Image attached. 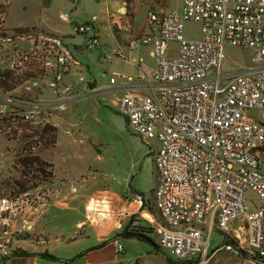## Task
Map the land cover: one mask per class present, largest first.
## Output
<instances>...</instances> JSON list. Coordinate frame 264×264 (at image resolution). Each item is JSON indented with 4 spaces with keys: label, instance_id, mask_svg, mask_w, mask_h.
I'll list each match as a JSON object with an SVG mask.
<instances>
[{
    "label": "built area",
    "instance_id": "2783aa9c",
    "mask_svg": "<svg viewBox=\"0 0 264 264\" xmlns=\"http://www.w3.org/2000/svg\"><path fill=\"white\" fill-rule=\"evenodd\" d=\"M172 1L180 6L150 9L147 30L130 40V47L150 48L153 78L138 90L125 73L105 74L110 85L128 89L116 105L130 127L160 144L155 212L145 215L150 199L134 193L130 215L152 223L159 248L177 264H264V0ZM111 17L116 28L131 30L123 13ZM6 19L1 8L0 137L20 140L25 157L55 142L54 118L98 89L61 37L36 26L11 30ZM96 21L73 28L86 50L100 47ZM189 21L200 24L198 34L186 33ZM173 41L178 47L169 53ZM227 46L251 49L252 60L228 64ZM124 55L118 48L105 59ZM44 90L56 98L42 97ZM248 191L258 197L254 208ZM214 229L223 238L211 248Z\"/></svg>",
    "mask_w": 264,
    "mask_h": 264
},
{
    "label": "crops",
    "instance_id": "0c3cea01",
    "mask_svg": "<svg viewBox=\"0 0 264 264\" xmlns=\"http://www.w3.org/2000/svg\"><path fill=\"white\" fill-rule=\"evenodd\" d=\"M38 1L47 5L53 0ZM99 2H101L100 13L94 15L97 16L95 32L99 34L100 47L88 53L85 52L84 41L72 44L66 42L64 31L60 30V26L63 25L61 23L44 22V27L39 24L9 27L11 30H25L36 26L50 34L63 37L64 43L74 57L82 62L85 72L96 81L93 86L98 90L71 104L66 111L54 118L57 124L55 142L34 155L50 166L53 176L51 185L53 191L58 192L49 205L50 222L45 226L40 221L39 229L36 231L42 239L43 236L47 237L45 240L40 239L41 244L38 243L44 245L36 249L18 246L34 253L31 255H11L4 258L10 251H0V264H173L174 262V258L168 252L156 245L158 244L156 229L139 213L132 214L133 219L126 221L121 229L104 238L97 237L93 234V229L88 226L90 221L99 223L103 218L108 217L106 208L113 201L107 198L94 199V195L98 192L122 193L128 197H132L134 193H143L150 199L144 214L148 215V212L155 211L152 193L157 181L155 159L160 146L156 139L143 140L130 127L128 118L116 105V99L128 89L121 86L123 83L110 85L105 75L125 73L131 77L129 85L138 90L143 88L142 83L145 80L153 78V69L157 60L151 54L150 48L130 47V40L148 28L146 12L144 13L143 9L136 12L130 10L128 0ZM4 4L5 2L0 0V9ZM161 8L166 11L172 9H166V3L164 7L159 4L149 8L148 11ZM118 13H123L124 19L132 22L131 30L112 25L111 16ZM62 21L66 22L67 26L70 22L72 24L70 18L68 21L63 19ZM118 48L123 49L125 54L123 57L105 59L106 53ZM68 80L75 82V77L69 76ZM89 88L90 86L87 90ZM41 96L56 98L48 90H44ZM23 159L25 157L22 155L20 143H16L11 138L0 137V201L10 197L9 193L13 191H16L13 199L22 198L29 193H18L15 184L17 181L13 182L14 177L10 178L14 170L22 169ZM21 176L20 174L18 180ZM72 181L89 182L86 188L71 191ZM81 228L82 235L74 236L73 240L67 236ZM126 230L144 233L152 241L126 237ZM114 239H118L123 244V250L117 248ZM75 242L80 243L79 248L68 252V249L72 248L70 244ZM60 248L63 252L58 250ZM46 252L54 255V258L41 254Z\"/></svg>",
    "mask_w": 264,
    "mask_h": 264
},
{
    "label": "rangeland",
    "instance_id": "374dc122",
    "mask_svg": "<svg viewBox=\"0 0 264 264\" xmlns=\"http://www.w3.org/2000/svg\"><path fill=\"white\" fill-rule=\"evenodd\" d=\"M1 1L6 3L3 8L7 10L6 25L8 27H11L13 25L30 26L32 24H39L44 27V22L51 24L61 23L63 25L60 26V30L64 31L63 33L65 35L64 38L66 42L71 44L73 42H82L85 40V36L83 34H74L73 28L75 24H79L88 19L90 20L94 14L100 13L99 4L101 3L97 0H53L50 4L43 5V3L38 0ZM166 3V9H174L180 6V3L172 0H128L130 10L136 12L139 9H143V12H146V15L148 14L147 11L149 8H154L159 4L164 7ZM63 17H65V20L67 21L70 18L72 24L70 22L69 26H67L66 22L62 21V19L64 20ZM199 27V23L189 21L186 23V33L188 35H196L198 34ZM64 38L62 37V39ZM177 47V42H171L168 49L169 53L175 51ZM71 48L74 49L73 47ZM97 49L98 47L93 50ZM91 51L92 50H85V52L87 53ZM225 54L228 64H248L252 60L253 56V52L251 49L234 46H227L225 49ZM15 142L18 143L17 141ZM19 142L21 143L20 140ZM17 146L18 144L16 145V147ZM19 170H14V174L10 176V178L14 177L13 182L15 180H18L20 174L22 173L21 170ZM49 173L51 175V178L46 179L47 182L44 181L45 183L42 184L43 186L41 185L38 190H35L33 188V183L32 185H28L32 187L33 190H30L27 196H23L22 198L18 199L17 197H14L13 199V194L16 193V191H10V197L7 198L9 200L8 203L2 204L0 202V251H11L13 249H19L18 246L22 245L32 249H36L44 245L36 244L38 237L39 239H42L36 233V231L39 229L40 225L38 224L40 223V221L45 226L50 222L51 218L49 216V205L50 202L58 195V192L52 191L54 190L51 185L53 176L51 172ZM88 182L89 181H72L71 191H78L81 188H86ZM35 183H38V181H35ZM246 197L250 207L254 208V203L258 202L257 195L252 191H248ZM105 198L109 199L110 201L113 200L107 205L106 208L108 217L103 218V220L99 223L92 221L88 223V226L94 231L93 234L97 235V237L99 238L107 237L117 229H121L126 221L131 220L134 217V215L130 216V212L135 208L132 206H128L127 195L125 196L122 193L106 194L103 192H98L94 195V199L97 200H104ZM2 205L3 207L9 206V208L1 210ZM154 212L155 211H153L152 213ZM82 231L83 229L81 228L80 230L78 229L77 232L70 233L67 236H69L70 239L72 238L73 240L74 236L77 237L82 235ZM46 238V236H43L42 240H45ZM222 238L223 234L217 229H214V232L211 235V248L214 247L215 244L220 243L222 241ZM79 244L80 243L78 242L71 243L70 245L72 246L70 247L72 248L68 249V252L78 249ZM58 250L63 252L61 248ZM231 262L232 261L228 262L224 259L225 264H230Z\"/></svg>",
    "mask_w": 264,
    "mask_h": 264
},
{
    "label": "trees",
    "instance_id": "16d2710c",
    "mask_svg": "<svg viewBox=\"0 0 264 264\" xmlns=\"http://www.w3.org/2000/svg\"><path fill=\"white\" fill-rule=\"evenodd\" d=\"M19 31L28 32L29 28H27L25 30H19ZM21 162H22V169H21V172H22L21 175L22 176H21V179L16 180L17 182L15 183L18 187V189L16 188L18 193H20V194L25 193V192L27 193L30 190H33V188L35 190H38V188L42 184L47 182L46 179L51 178V175L49 173L50 171L47 170L50 166L47 163H45L44 161L40 160L37 156H34V155L25 156V159H23ZM38 175L40 176V178L42 180L38 181V183H35V181H33V178H35L36 176L38 177ZM33 183H34L33 188L28 186V185H32ZM125 235H126V237H136V238L143 240V241H152V239L149 238L144 233L133 231V230H126ZM39 240L40 239L38 237L36 244L40 243ZM156 245L158 246V244H156ZM31 254H34V253H32L28 250L19 248V249L11 250L10 253L5 255L4 258H6V256H11V255H31ZM41 254L43 256H48L50 258H54V255H50L47 252L41 253ZM173 264H177V263L173 262Z\"/></svg>",
    "mask_w": 264,
    "mask_h": 264
},
{
    "label": "bare ground",
    "instance_id": "6f19581e",
    "mask_svg": "<svg viewBox=\"0 0 264 264\" xmlns=\"http://www.w3.org/2000/svg\"><path fill=\"white\" fill-rule=\"evenodd\" d=\"M106 215H105V213H103V217H105Z\"/></svg>",
    "mask_w": 264,
    "mask_h": 264
}]
</instances>
